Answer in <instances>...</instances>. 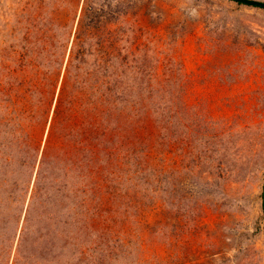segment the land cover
Here are the masks:
<instances>
[{"label":"trees","instance_id":"trees-1","mask_svg":"<svg viewBox=\"0 0 264 264\" xmlns=\"http://www.w3.org/2000/svg\"><path fill=\"white\" fill-rule=\"evenodd\" d=\"M19 2L0 25V264H150L140 229L166 166L175 198L164 141L184 126L190 174L195 133L211 137L180 122L184 94L166 88L182 66L131 44L142 33L121 13L84 8L75 26L76 12Z\"/></svg>","mask_w":264,"mask_h":264},{"label":"rangeland","instance_id":"rangeland-1","mask_svg":"<svg viewBox=\"0 0 264 264\" xmlns=\"http://www.w3.org/2000/svg\"><path fill=\"white\" fill-rule=\"evenodd\" d=\"M43 1L35 9L56 8L68 17L76 12L75 26L84 8L125 15L120 26L142 33L129 36L131 44L148 50L150 59L182 66L166 85L184 94L188 111H178L180 122L194 130L204 125L208 131L201 133L211 136L195 133L200 159L190 174L184 169V126L174 142L164 141L166 164L175 163V198L166 166L162 204L145 213L148 226L140 229L150 264H264V9L231 0ZM24 6L0 0V25ZM186 194L188 201L181 198Z\"/></svg>","mask_w":264,"mask_h":264},{"label":"water","instance_id":"water-1","mask_svg":"<svg viewBox=\"0 0 264 264\" xmlns=\"http://www.w3.org/2000/svg\"><path fill=\"white\" fill-rule=\"evenodd\" d=\"M231 1L251 7H259L264 9V2L257 0H231ZM262 210H263V220H264V185L262 190Z\"/></svg>","mask_w":264,"mask_h":264}]
</instances>
